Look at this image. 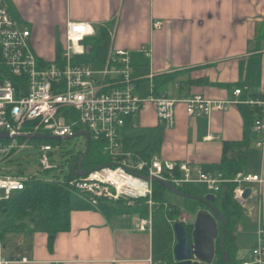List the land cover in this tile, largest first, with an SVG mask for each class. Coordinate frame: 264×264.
Returning <instances> with one entry per match:
<instances>
[{
	"label": "crops",
	"instance_id": "1",
	"mask_svg": "<svg viewBox=\"0 0 264 264\" xmlns=\"http://www.w3.org/2000/svg\"><path fill=\"white\" fill-rule=\"evenodd\" d=\"M2 3L15 23L29 30L31 47L41 61H51L57 52L63 51L67 21L89 23L93 33L80 43L82 53L74 55V60L93 64L95 69L110 51L127 50L138 78L136 93L140 96L151 86L155 93L176 99L200 94L211 100H231L236 88L242 89L244 98L264 93V0H2ZM155 22L160 24L154 26ZM98 48L101 51L97 56L85 58ZM142 49L149 51V55H144ZM156 77L161 79L157 85ZM174 119V126L162 132L157 155L163 161L188 163L203 172L211 171L220 162L223 142L240 141L245 129L238 104L191 118L179 103L174 109ZM135 121L137 128L145 129L147 135L151 128L159 126L152 105H148L128 120L123 137L146 136L126 135L136 125ZM209 134L213 138L207 140ZM256 140L257 136L250 133L242 152L246 162L250 145L258 153L253 172L259 173L261 182L248 187L251 195L244 205L247 216L257 227L246 247L241 248V242L237 241L238 233L242 232L239 222L235 233V259L249 263L252 257L248 248L254 246L255 235L264 228V146L256 148ZM244 172L253 173L246 167ZM193 184L202 183L170 186L178 195L199 199L188 188ZM77 194L70 199V228L57 233L51 246L42 232L5 233L0 235L2 257L9 264H168L163 251L166 240L155 256V244L159 242L153 221L156 211L150 210L146 201L138 203L147 205L151 229L138 231L136 222L145 219L141 212L134 207L123 211L113 206L114 203L132 206L135 202L100 200L93 205ZM180 218L191 224L195 220ZM165 219L172 223L169 227L173 234L174 222L181 221Z\"/></svg>",
	"mask_w": 264,
	"mask_h": 264
},
{
	"label": "built area",
	"instance_id": "2",
	"mask_svg": "<svg viewBox=\"0 0 264 264\" xmlns=\"http://www.w3.org/2000/svg\"><path fill=\"white\" fill-rule=\"evenodd\" d=\"M159 24L155 22L154 26ZM92 33L87 22L67 21L63 51L51 61H41L31 47L29 30L15 23L0 0V133L7 135L0 138V165L20 151L37 148L40 172L51 173L49 177L39 178L36 174L0 172V202L23 191L25 183L32 178L65 182L64 176L72 168L75 176L66 183L93 205L100 200L131 203L142 198L154 210L153 182L160 181L173 187L203 183L211 192L220 191L225 183H233L232 197L244 207L251 194L243 198V192L261 182L258 172H239L231 179H224L216 171L203 172L188 163L163 161L157 154L147 158L137 148L126 147L123 130L128 120L148 105H152L158 125L166 130L174 126V109L179 103L191 118L226 110L230 104H245L257 110L252 131L257 136L255 147L262 149L264 93L244 98L242 89L236 88L231 100H211L200 94L176 99L155 93L151 86L140 96L136 93L138 78L127 50L110 51L95 69L74 60V55L82 53L80 43ZM142 52L149 55L147 50ZM83 132L88 134L89 144L100 143L108 165L83 171L78 162L62 171L54 163L58 146L31 140L36 135L59 137V140L81 136L86 144V137L77 135ZM205 138L213 137L209 134ZM151 225V216L136 222L138 231H150ZM256 237L250 249L252 262L240 264H264L263 227ZM0 264H9L2 257L1 238Z\"/></svg>",
	"mask_w": 264,
	"mask_h": 264
},
{
	"label": "trees",
	"instance_id": "3",
	"mask_svg": "<svg viewBox=\"0 0 264 264\" xmlns=\"http://www.w3.org/2000/svg\"><path fill=\"white\" fill-rule=\"evenodd\" d=\"M60 51L56 53L58 57ZM161 81L160 78L154 79L157 85ZM238 108L244 120V134L240 141L223 142L222 156L220 162L211 171H216L222 175L224 179H231L237 173L245 171L246 156L242 152L249 143L252 125L256 118L257 110L245 104H238ZM125 125V128L127 127ZM163 128L155 126L151 128L147 136L123 137V143L126 147L141 146L140 152L144 157H151L159 154V148L162 140ZM33 143H50L56 145L59 141L68 142V140L59 139H43L33 138ZM144 143V146H143ZM84 150L77 152L71 156L70 163H79L81 170H89L102 165H108V158L102 152L99 142L91 141L87 153L80 160ZM235 153V155H234ZM47 172H45L46 174ZM70 173V174H69ZM75 176L74 169L70 168L68 174L64 176L65 182L45 181L38 178H32L25 183V188L20 193L15 194L8 201L0 202V235L4 232H23L24 230L31 232H42L48 237V246H51L52 239L57 233L67 232L70 228V194L74 191L66 180ZM233 183H225L221 186L224 188L221 197V211L219 212L225 220L223 233V250L228 256L229 264H239L240 261L235 259L236 241L235 233L242 209L232 199ZM168 188L165 183L160 181L153 182L152 200L155 203V211H162L163 216L168 219H176L181 212L179 208L169 205L164 200V192ZM180 189V188H178ZM184 193H188L182 190ZM189 194V193H188ZM122 201V200H117ZM146 199H136L133 202H145ZM165 207V208H164ZM163 209V210H162ZM156 213V212H155ZM175 217V218H174ZM30 221L31 224H27ZM182 223V226L190 237L192 231L191 223ZM218 236L214 244V261L212 264H224L222 251L219 242V233L221 232V223L217 222ZM170 232H167L169 238ZM167 254V253H166Z\"/></svg>",
	"mask_w": 264,
	"mask_h": 264
},
{
	"label": "rangeland",
	"instance_id": "4",
	"mask_svg": "<svg viewBox=\"0 0 264 264\" xmlns=\"http://www.w3.org/2000/svg\"><path fill=\"white\" fill-rule=\"evenodd\" d=\"M100 51H101V48L100 49L98 48L96 49L95 53L86 54L85 58L86 57L92 58L94 56H97ZM89 66L93 68L94 65L90 64ZM135 123L136 125H134V127L131 130L126 131V135L135 136L137 134L143 133L147 136V131L145 129L137 128L138 127L137 122L135 121ZM56 145L58 147L54 151V155H55L54 163L58 164L59 167L62 169V171H66L69 166L71 156L76 155L77 152L81 150H84L85 139L81 136H76L74 138L69 139L68 142L59 141ZM143 146H144V143H143ZM253 149H254L253 145L252 146L250 145L248 155H247V162H246V169L248 172H253V168H255L257 165L256 160L258 159V156H257L258 153L254 151ZM0 172L4 174H17L20 172L25 173V174H36L39 178L49 177V175L51 174V173L43 174L40 172L39 165H38V149L37 148H28L26 150H23V151H20L14 154L13 156H11L9 161L4 162L0 165ZM241 172H244V171H241ZM188 188H190V191L197 194L201 198H203L207 194H212L215 198V200L211 203L212 208H214L218 212L221 211L222 192H211L206 188V186L203 183L193 184L192 186H189ZM222 189L224 190V188ZM77 196H78L77 192L72 191L70 194V199H73L74 197H77ZM232 199L240 207V209H242V211L244 212L241 214L240 220H239V226L242 227V232L238 233L239 235L237 236L238 237L237 241L239 240L238 242H241L240 246L242 248V246H245V247L249 246L248 242L251 239V233H253V231L255 232V227L257 226L254 225L255 223H252L250 218L247 216L246 211H245L246 208L242 207V204L238 203L233 197ZM249 199H250V196L246 198V200H249ZM164 200L167 204L179 208L182 213L181 216H184L189 221H192L193 219H195L196 215L199 212L209 211L207 206L199 202L198 200L190 196L178 195L174 193L172 190H166L164 192ZM113 206L119 207L123 211H127L128 209H132L130 207H134L135 209H138L139 212H141V216L143 218L146 219L148 217V212H147L148 207L145 203H135L132 206H127L126 204L122 205V204L114 203ZM179 216L173 221L177 220V221L182 222L183 219H181L180 218L181 216L180 217ZM1 219H2V216H0V222H1ZM153 221L156 226V232H158L156 239L159 240V242L156 243L157 245L155 244V256H156V250L160 249L158 247H160L163 243L162 241L166 240L165 250H163L164 252L167 253L166 262L168 264H175V261L173 259V253H172L175 240H174L172 231L170 230L171 227H169V225H172V223L169 224V222L163 216L162 211H156L153 217ZM183 223H187V222L184 221ZM27 224H31L30 221H27ZM167 232H170L169 238L167 236ZM5 233H15V232H4L2 234H5ZM16 233H19V232H16ZM248 250L250 251L249 248ZM160 259L164 261V258L161 257Z\"/></svg>",
	"mask_w": 264,
	"mask_h": 264
},
{
	"label": "water",
	"instance_id": "5",
	"mask_svg": "<svg viewBox=\"0 0 264 264\" xmlns=\"http://www.w3.org/2000/svg\"><path fill=\"white\" fill-rule=\"evenodd\" d=\"M77 135H84L86 137V144L80 160L87 153L89 147L88 134L78 133ZM7 137L6 133H0V138ZM36 138L43 139H59V137L36 135ZM80 163V161H79ZM82 174V173H78ZM166 186L178 193L175 188L170 185ZM250 194V189H245L243 192V198H246ZM199 202L207 206L209 211L199 212L192 224V231L190 237L187 236L182 223L174 222L172 226L175 244L173 246V258L175 264H212L214 257V244L218 236L217 222L221 223V232L219 233V243L222 251V257L224 264H229L228 256L223 250V233L225 220L221 214L212 208L211 203L215 200L212 194H207L203 198H195Z\"/></svg>",
	"mask_w": 264,
	"mask_h": 264
},
{
	"label": "bare ground",
	"instance_id": "6",
	"mask_svg": "<svg viewBox=\"0 0 264 264\" xmlns=\"http://www.w3.org/2000/svg\"><path fill=\"white\" fill-rule=\"evenodd\" d=\"M70 174V173H69ZM81 196V195H80Z\"/></svg>",
	"mask_w": 264,
	"mask_h": 264
}]
</instances>
